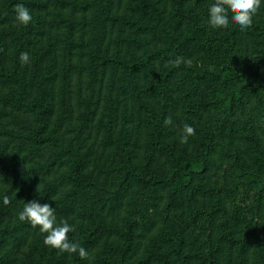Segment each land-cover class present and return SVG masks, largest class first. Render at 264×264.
Segmentation results:
<instances>
[{
    "label": "trees",
    "instance_id": "trees-1",
    "mask_svg": "<svg viewBox=\"0 0 264 264\" xmlns=\"http://www.w3.org/2000/svg\"><path fill=\"white\" fill-rule=\"evenodd\" d=\"M208 3L0 0V264H264V4L241 30Z\"/></svg>",
    "mask_w": 264,
    "mask_h": 264
},
{
    "label": "clouds",
    "instance_id": "clouds-1",
    "mask_svg": "<svg viewBox=\"0 0 264 264\" xmlns=\"http://www.w3.org/2000/svg\"><path fill=\"white\" fill-rule=\"evenodd\" d=\"M264 4V0H209L208 22L212 26H228L235 22L241 28L246 29L253 23V17ZM15 21L20 25L27 26L32 21V13L27 6L18 3L15 6ZM22 65L30 63L29 52L24 51L19 55ZM175 64H190L191 61L184 57H176ZM165 125L172 124V117L164 120ZM196 124L185 120L180 131V140L187 142L190 135L195 133ZM3 202L8 203L7 195L3 196ZM20 220L28 221L33 227H37L44 233V242L60 253H76L80 258H88L89 251L79 242L71 239L69 233L75 231V226L66 219H58L56 209L48 202L41 203L40 200L32 199L25 201L19 212Z\"/></svg>",
    "mask_w": 264,
    "mask_h": 264
}]
</instances>
